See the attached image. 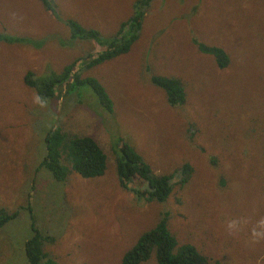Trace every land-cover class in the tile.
<instances>
[{"label": "rangeland", "instance_id": "1", "mask_svg": "<svg viewBox=\"0 0 264 264\" xmlns=\"http://www.w3.org/2000/svg\"><path fill=\"white\" fill-rule=\"evenodd\" d=\"M53 1L61 18L105 38L133 2ZM62 21L36 0H0V33L39 40L37 48L0 43V209L16 215L0 229V264H24L29 209L34 228L53 238L43 250L56 264H120L162 213L176 242L193 246L209 264H264V0H153L131 49L89 68L77 61L101 49L77 40L64 46ZM198 43L220 48L225 68L199 53ZM74 61L80 78L103 87L111 113L86 86L48 108L22 83L27 70L55 73ZM177 75L186 99L172 107L150 77ZM50 119L97 144L105 157L100 177L70 173L56 183L35 169ZM117 140L154 175L185 162L192 177L164 202L136 201L134 184L117 183Z\"/></svg>", "mask_w": 264, "mask_h": 264}, {"label": "trees", "instance_id": "2", "mask_svg": "<svg viewBox=\"0 0 264 264\" xmlns=\"http://www.w3.org/2000/svg\"><path fill=\"white\" fill-rule=\"evenodd\" d=\"M36 1L51 18L63 20L62 24L67 32L64 46L69 47L77 40L85 41L101 50L86 54L77 61L78 63L74 61L55 73L45 70L39 74L27 70L22 76L24 86L34 93L37 103L45 104L48 108H54L52 100L67 97L70 91L86 86L95 96L99 107L105 113H111L112 105L103 87L94 78H80V69L73 68L76 63L80 68H89L126 54L138 39L143 17L153 0H133L130 15L108 38L91 28H84L71 18H61L53 0ZM38 41L0 33V43L4 44L29 45L32 42L37 48L38 45L35 43ZM196 48L199 53L210 56L218 69H223L227 65V55L220 48L199 43L196 44ZM150 82L163 92L169 106L181 105L186 99V90L180 75L173 78L151 76ZM41 132L40 143L43 147V155L35 166L37 171H44L56 183H63L70 173L82 179H94L103 174L104 154L90 137L68 133L55 125L51 119L42 127ZM115 144L117 150L112 152L115 155L114 172L117 183L122 189L133 187L130 190L134 193L136 201L164 202L174 187H183L192 177L193 169L185 162L167 173L154 175L141 156L127 143L117 140ZM130 184L135 186L128 187ZM26 197L28 198L27 193ZM15 216V213H7L4 209H0V229ZM32 218L29 209V228L32 235L22 244L24 264H56L43 250L46 243L53 242V238L40 234V231L34 228L35 223ZM167 220V213H162L154 226L141 233L135 244L123 254L120 264H143L151 258L155 264H209V259L199 254L193 246L180 245L176 242L170 233Z\"/></svg>", "mask_w": 264, "mask_h": 264}, {"label": "clouds", "instance_id": "3", "mask_svg": "<svg viewBox=\"0 0 264 264\" xmlns=\"http://www.w3.org/2000/svg\"><path fill=\"white\" fill-rule=\"evenodd\" d=\"M234 224H235V222H232L230 225H229V227L231 228V227H233L234 226ZM254 235H257L256 233H254Z\"/></svg>", "mask_w": 264, "mask_h": 264}]
</instances>
